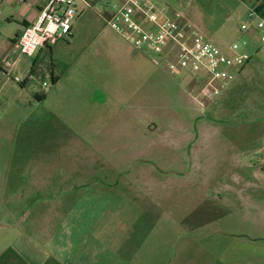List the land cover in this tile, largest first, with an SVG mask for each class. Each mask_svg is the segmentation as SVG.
Masks as SVG:
<instances>
[{
  "label": "rangeland",
  "instance_id": "rangeland-1",
  "mask_svg": "<svg viewBox=\"0 0 264 264\" xmlns=\"http://www.w3.org/2000/svg\"><path fill=\"white\" fill-rule=\"evenodd\" d=\"M148 1L242 37L238 0ZM84 3L72 37L0 61V264H264V52L202 100L109 28L117 0Z\"/></svg>",
  "mask_w": 264,
  "mask_h": 264
},
{
  "label": "built area",
  "instance_id": "built-area-1",
  "mask_svg": "<svg viewBox=\"0 0 264 264\" xmlns=\"http://www.w3.org/2000/svg\"><path fill=\"white\" fill-rule=\"evenodd\" d=\"M79 0H48L35 23L24 27L17 39L20 52L31 57L44 47H51L71 35ZM111 30L126 38L137 50L161 56L167 72L199 77V97L211 100L219 95L221 85L230 82L259 50L264 52V18L250 8L239 27L242 36L222 51L176 20L163 18L162 12L148 0H123L111 7L107 19ZM254 38V39H253ZM253 50H250V45ZM15 82H19L16 78Z\"/></svg>",
  "mask_w": 264,
  "mask_h": 264
},
{
  "label": "crops",
  "instance_id": "crops-1",
  "mask_svg": "<svg viewBox=\"0 0 264 264\" xmlns=\"http://www.w3.org/2000/svg\"><path fill=\"white\" fill-rule=\"evenodd\" d=\"M47 1L48 0H0V61H6L7 57L17 48V39L22 29L37 21L39 11L44 7ZM122 1L123 0H117V3ZM78 2L84 3V0H79ZM238 2L239 6L237 8V13L239 19L241 18L243 22L246 21L250 8L257 9L262 4L264 6V0H238ZM262 17L264 18V14ZM76 29V21L73 20L71 24V35L69 37L73 36ZM235 33L240 35L239 30L238 33L236 31ZM249 49L253 50L252 44ZM253 57H255V54ZM251 61L237 73V76L242 74L251 64Z\"/></svg>",
  "mask_w": 264,
  "mask_h": 264
},
{
  "label": "trees",
  "instance_id": "trees-1",
  "mask_svg": "<svg viewBox=\"0 0 264 264\" xmlns=\"http://www.w3.org/2000/svg\"><path fill=\"white\" fill-rule=\"evenodd\" d=\"M256 10H257L258 13H260L263 16V14H264V6H263V4L259 8H257ZM52 82L55 83L56 79L53 78Z\"/></svg>",
  "mask_w": 264,
  "mask_h": 264
}]
</instances>
